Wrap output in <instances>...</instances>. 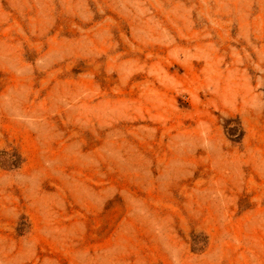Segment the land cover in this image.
I'll list each match as a JSON object with an SVG mask.
<instances>
[{"label": "rangeland", "instance_id": "1", "mask_svg": "<svg viewBox=\"0 0 264 264\" xmlns=\"http://www.w3.org/2000/svg\"><path fill=\"white\" fill-rule=\"evenodd\" d=\"M0 264H264V0H0Z\"/></svg>", "mask_w": 264, "mask_h": 264}]
</instances>
